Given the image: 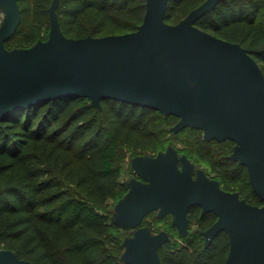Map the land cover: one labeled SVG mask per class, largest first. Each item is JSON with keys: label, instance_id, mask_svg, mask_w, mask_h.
<instances>
[{"label": "water", "instance_id": "obj_1", "mask_svg": "<svg viewBox=\"0 0 264 264\" xmlns=\"http://www.w3.org/2000/svg\"><path fill=\"white\" fill-rule=\"evenodd\" d=\"M169 0H145L135 30L101 37H67L48 7L49 32L27 48L5 43L20 25L18 0H0V120L39 103L81 97L101 111V102L117 100L174 116L172 134L185 128L201 131L206 142H233L229 159L245 167L248 183L261 205L226 191L185 154L169 143L154 156L135 155L127 192L112 209L111 220L131 230L122 238L124 264H163L159 255L173 239L166 230L143 225L156 212L171 216L181 237L189 233L188 210L216 220L201 232L204 247L224 232V264H264V75L240 44L195 25L224 0H204L178 23L165 20ZM0 264H33L0 249Z\"/></svg>", "mask_w": 264, "mask_h": 264}, {"label": "trees", "instance_id": "obj_2", "mask_svg": "<svg viewBox=\"0 0 264 264\" xmlns=\"http://www.w3.org/2000/svg\"><path fill=\"white\" fill-rule=\"evenodd\" d=\"M203 1L169 0L165 20L176 24ZM51 2L18 0L20 25L5 43L8 49L47 39ZM144 12L145 0H58L56 8L62 32L73 38L133 31ZM195 25L240 44L264 75V0L221 1ZM101 107L98 111L88 99L70 96L0 120V249L33 264H124L120 255L125 235L111 220L113 206L127 192L120 180L122 168L115 165L118 148L124 147L131 159L175 145L158 136V111L112 99L103 100ZM163 117L170 118L169 127L177 121ZM217 143L222 148L215 154L175 148L222 189L261 205L245 167L229 159L233 142ZM188 218L199 235L216 220L212 213L200 217L197 206L188 210ZM152 226V232L164 229L173 235L159 251L163 264H224L229 248L224 232L204 247L203 238L197 239L190 228L181 237L162 219Z\"/></svg>", "mask_w": 264, "mask_h": 264}, {"label": "rangeland", "instance_id": "obj_3", "mask_svg": "<svg viewBox=\"0 0 264 264\" xmlns=\"http://www.w3.org/2000/svg\"><path fill=\"white\" fill-rule=\"evenodd\" d=\"M156 121L160 124V131L158 132V136L161 139L170 138L171 142L175 145V147L182 149H189L191 151H199L201 153H213L217 152L218 149L222 148V145H219L217 142L214 141H203L201 137V131L192 128H185L184 130L178 132L177 134H172L168 131V127L170 124V118L163 117L162 115H156ZM144 154V152H141ZM130 153H128L124 147L118 148V154L115 160V165L122 168V172L120 174V180L126 182L130 177H132V173L129 166L130 161ZM198 165V163H196ZM199 166V165H198ZM111 204V201H109ZM112 209V208H111ZM156 212H152L148 214L143 222V225L153 227V223L158 221ZM165 223H171V216L167 215L162 219ZM190 230L197 233V225L195 222H190L189 225ZM122 234L128 236L131 234V230H122ZM197 239H199L200 235L197 233ZM202 243H196L197 247H200Z\"/></svg>", "mask_w": 264, "mask_h": 264}, {"label": "flooded vegetation", "instance_id": "obj_4", "mask_svg": "<svg viewBox=\"0 0 264 264\" xmlns=\"http://www.w3.org/2000/svg\"><path fill=\"white\" fill-rule=\"evenodd\" d=\"M195 166L198 167V168H202V167H200V166H198V165H196V164H195ZM202 169H203V168H202ZM203 170H204V169H203ZM204 171H205V170H204ZM205 173H206V172H205ZM206 174H207V173H206ZM207 176L210 177L209 175H207ZM210 178H212V177H210ZM213 179H214V178H213ZM205 215H206V214H205ZM200 217H203V216H200ZM213 223H214V222H213ZM213 223H212V224H213ZM212 224H211V225H212ZM211 225H210V226H211ZM210 226H209V227H210ZM207 228H208V227H207ZM207 228H206V229H207ZM206 229H204V230H206ZM161 230H164V229H161ZM204 230L199 231L200 236H201L202 238H203V236L201 235V232L204 231ZM203 243H204V239H203ZM211 243H212V242H211ZM203 246H204V245H203Z\"/></svg>", "mask_w": 264, "mask_h": 264}, {"label": "built area", "instance_id": "obj_5", "mask_svg": "<svg viewBox=\"0 0 264 264\" xmlns=\"http://www.w3.org/2000/svg\"><path fill=\"white\" fill-rule=\"evenodd\" d=\"M1 20H2V14H1V17H0V24H1Z\"/></svg>", "mask_w": 264, "mask_h": 264}]
</instances>
